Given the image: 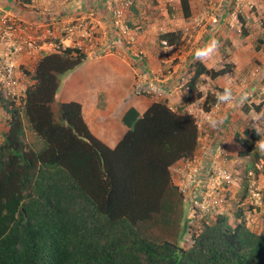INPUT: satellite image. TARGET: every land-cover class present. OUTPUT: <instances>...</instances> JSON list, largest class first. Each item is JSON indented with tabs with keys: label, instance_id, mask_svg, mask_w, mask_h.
<instances>
[{
	"label": "trees",
	"instance_id": "16d2710c",
	"mask_svg": "<svg viewBox=\"0 0 264 264\" xmlns=\"http://www.w3.org/2000/svg\"><path fill=\"white\" fill-rule=\"evenodd\" d=\"M181 10L190 16L187 0ZM181 35L161 34L159 40L174 44ZM85 60L69 50L42 58L24 103L2 102L7 129L0 133V264H264V231L248 226L241 208L233 222L219 215L192 234L187 248L180 246L184 199L170 168L196 149V120L153 102L141 115L130 109L122 120L128 130L114 148L106 146L89 131L78 102L55 99L59 76ZM231 68L196 63L184 101L202 96V77L215 80ZM237 139L244 149L239 157L264 163L254 129ZM250 179L246 171L245 198Z\"/></svg>",
	"mask_w": 264,
	"mask_h": 264
},
{
	"label": "built area",
	"instance_id": "2783aa9c",
	"mask_svg": "<svg viewBox=\"0 0 264 264\" xmlns=\"http://www.w3.org/2000/svg\"><path fill=\"white\" fill-rule=\"evenodd\" d=\"M11 1L7 7L0 2L1 114L4 113L2 102H9L15 107L24 103L27 91L35 83L32 77L34 68L42 58L69 50L86 60L101 59L114 55L119 47L129 49L134 44L129 26L133 0ZM39 1L44 3L38 5ZM197 2L202 6L205 20L201 16L193 17L192 33L186 34L182 41L180 37V41L174 44L166 40H159L157 44L165 50L168 63L179 64L186 67L185 70H181L176 80L156 75L140 64L142 59L137 54L133 64L134 96L162 102L178 94L184 100L190 91L189 82L194 73L190 70L195 65L194 52L201 46V32L208 25L216 28L225 18L239 21L245 12H253L256 8L252 0ZM242 29L240 27L239 31ZM215 96L213 94L214 102L208 105V110L202 104L199 110L169 108L172 112L191 115L198 130L197 147L193 154L178 160L170 168L172 184L187 204L184 236L188 243L193 233H199L217 216L226 214L231 190L243 183L242 172L235 170L227 149L218 141L226 131L225 126L221 123L217 129H211L206 123L208 117H216L221 109ZM203 123L207 125L206 133Z\"/></svg>",
	"mask_w": 264,
	"mask_h": 264
},
{
	"label": "crops",
	"instance_id": "0c3cea01",
	"mask_svg": "<svg viewBox=\"0 0 264 264\" xmlns=\"http://www.w3.org/2000/svg\"><path fill=\"white\" fill-rule=\"evenodd\" d=\"M0 2L5 7L12 3L11 0H0ZM252 2L256 7L255 10L250 13L245 12L244 16L240 19L241 21H234L231 18H225L224 21L217 25L216 28L213 25H208L207 29L201 32L200 47L205 46L213 38L217 39L219 43L210 59L204 62H200L195 59V64L199 63L207 69H214L216 64L221 61V51L219 50L220 42L227 40L228 42L224 45H227L228 47L230 45L231 52H233L232 57H229V64L233 66L236 65L234 70H242L243 67L241 68V66L238 65L239 59L238 62L236 61L237 55L240 52L242 54V51H244L242 50L244 47V41L238 38L241 37V32L239 31L240 27H247L250 24L249 22L251 21V18L256 19L255 13H258V18L264 19V0H252ZM43 3V1H39L38 5H42ZM187 3L189 5L190 16L188 18H184L181 10V0L180 2H174V0H133L132 15L129 18V26L133 32L134 44L129 49L119 47L114 55L106 57L115 59L114 63L119 67L118 69H123L129 74L131 86L133 85V64L137 60V54H140L139 57L142 59L140 64L143 65L146 70L156 75H163L166 78L176 80V78L179 77L181 70H185L186 67L183 68L179 64L171 65V63L167 62L165 50L158 47L155 38L161 34L181 32L182 35L180 40L182 41L185 39L184 37L186 34L192 33L191 19L193 17L201 16L205 20V13L197 0H187ZM167 6H172V9L174 10L173 15L172 12L170 14L169 11H171V9H167ZM178 16H182L183 20L181 23L177 24V20L175 21V19ZM261 30H263V32L260 34V37H258L257 42L258 40H262L263 43L260 44V49L256 51L258 54L255 57L261 63L262 67L254 68L247 77L239 80H233L228 82L229 84L220 82V79L231 74V71L223 77H218L215 80H210L205 77L211 82H218L217 85H219L218 87L220 89L227 85L231 87L233 91L234 102L231 104H221V109L216 115V117H222V123L226 125V131L223 137L219 138L218 141L224 145L227 150H229L233 144V136L230 133L231 130H227L228 128L226 127H228V125L230 127V123H232V121H236L234 120L235 118L237 119V122L240 120L245 121L246 119H250L251 116H253V112H255L251 103L255 105L263 103L260 116L264 114V74L261 73L264 71L262 70L264 69V29L261 27ZM246 33L247 35L245 37L247 38L249 36V32L247 31ZM179 57L182 58V55ZM116 62H118V64ZM167 69H169V71H167ZM260 69L262 70L261 72L259 71ZM255 70L257 71L254 72ZM259 73H261L262 76H260ZM210 94L213 95L214 93L211 92ZM112 97V94H108L104 90L97 89L90 96L82 97V99L75 101L81 105L82 118L91 134L110 148H114L121 137L128 130L122 120L130 109H134L139 115H141L153 102H157L154 99L146 97H137L135 98L136 100L129 99V101L115 102ZM205 97L206 96L202 93V96L199 99H195V101L191 103H186L183 100L182 95L177 94L173 97H168L162 102L166 103L169 108L179 110H199L200 107L198 104L202 103L205 100ZM244 100L248 101L246 102L248 106L242 104V101ZM241 104L242 106L244 105L243 111L240 108ZM6 118V114H1L0 112V133L7 129ZM206 127L207 125L205 124V133ZM234 134V139L237 141L239 132L236 131ZM239 146L241 147L240 144ZM262 154H264V152H262ZM236 155L239 159L249 160L252 167L251 170L247 171L248 176H250L251 179L250 189L246 199L248 198L250 200L252 198L250 195L254 194L252 187L254 184H257V181L253 179L257 176L255 167H257L259 163L263 162L260 161L254 164L252 159L241 158L238 156V153H236ZM242 186L243 189H245V186ZM254 213H257V217H259L260 221H262V218L264 219V210L254 208ZM257 226L258 225L255 227L257 228Z\"/></svg>",
	"mask_w": 264,
	"mask_h": 264
},
{
	"label": "rangeland",
	"instance_id": "374dc122",
	"mask_svg": "<svg viewBox=\"0 0 264 264\" xmlns=\"http://www.w3.org/2000/svg\"><path fill=\"white\" fill-rule=\"evenodd\" d=\"M22 1V0H20ZM174 2H180V0H174ZM171 9L170 14L174 10L172 9V6H167V9ZM169 14V15H170ZM255 17L251 18L250 24L245 27L244 30L248 33V37H238L239 39L244 41V47L241 52L237 55L236 61L239 63L238 65L241 66L242 70H234L236 65H232L231 74H229L226 77H223L220 79V82H231L233 80H239L243 79L250 75V72L254 68H260L262 67L261 63L256 59V55L258 52L254 51V47L257 45V39L260 37V34L263 32L261 30L262 22H264V19L258 18V13H255ZM177 20V21H176ZM183 20L182 16L176 17L175 21L176 23H181ZM246 22V21H245ZM178 26V25H177ZM156 44L159 43V36L156 38ZM226 41L220 42L219 50L220 53V60L219 63L216 64L214 67V70H217L219 68H222L225 64L230 63L229 57L233 55V52H231V47L227 45H224ZM115 59L112 58H101V59H94V60H85L83 63L79 64L75 69L72 71H69L61 76H59V88L56 92L55 99L56 101H64V102H70V101H77L78 99H82V97L90 96L94 91L97 89H101L106 91L108 94H112L113 101H129L137 98L132 93V86H131V79L129 77V74L124 71L123 69H118L119 67L115 65L114 63ZM118 64V62H116ZM243 64V65H241ZM264 70V69H262ZM259 70L260 72L262 71ZM190 71H193L191 69ZM264 74V71L261 72ZM261 73H259L260 76ZM218 82H211L209 79L202 77L199 80L198 88L199 90L205 95L206 99L208 96H211V92L214 94L217 93V89L219 88L217 85ZM237 83V81H236ZM229 84V83H228ZM238 84V83H237ZM224 87H222L223 89ZM195 95V92L193 96ZM253 95V94H252ZM213 96V95H212ZM213 98V97H212ZM205 99V100H206ZM136 100V99H135ZM214 100V98H213ZM258 100V98H257ZM204 103H199L198 105L206 107L205 101ZM248 101L244 100L242 101V104L245 106H248L246 103ZM202 104V105H201ZM241 104V110L243 111V106ZM253 106L255 112H253V116H251L250 119H246L245 121H238L237 119L233 118L236 121H232L230 123V127L228 125L227 130H231L230 133L233 136V144L227 150V153L229 155V159L233 162L234 168L236 171H241L242 175L245 176L246 171L251 170V164L249 160H243L237 158L236 153H238L240 150H244L243 147H240L238 144V140L236 141L234 139L235 132L238 131L240 136H242V133L244 131L252 130L251 127L253 120L255 121L256 127L258 129V134L260 135V140H264V114L260 116L261 114V107L263 103H258L259 105H255L251 103ZM260 107V111H256L255 107ZM223 124V123H222ZM224 125V124H223ZM226 126V125H224ZM245 128V129H244ZM255 130V129H254ZM256 151L260 152L257 148H255ZM262 153V152H260ZM255 170L257 172V176H255L253 179L257 181V184H254L253 192L254 194L250 195L252 197L250 200L245 198L244 195V189L243 186H234L231 190V193L228 196V201L226 205V214H228L231 218V222H233L234 214L237 209L241 208L244 213L247 220V224L253 228L254 230L264 231V219L262 218V221L259 220V217H257V213H254V208H258L260 210H264V165L263 163H259L257 167H255ZM243 185V184H242ZM256 199V200H254ZM186 207L187 204L184 203L183 209L185 215H186ZM184 215V217H185ZM249 217V218H248ZM256 225L257 228L255 227ZM262 227V228H261ZM179 244L183 248H187L189 246L188 240L186 236L181 237Z\"/></svg>",
	"mask_w": 264,
	"mask_h": 264
},
{
	"label": "clouds",
	"instance_id": "9594fccd",
	"mask_svg": "<svg viewBox=\"0 0 264 264\" xmlns=\"http://www.w3.org/2000/svg\"><path fill=\"white\" fill-rule=\"evenodd\" d=\"M217 39L213 38L210 42H208L205 46L199 47L195 50L194 56L197 61L204 62L210 59L213 56V53L218 47ZM217 104H231L234 102L233 91L231 87L225 86L222 91H218L215 96ZM207 125L211 129H217L220 127L222 123V117H208L206 121ZM258 134V129L256 127L255 121L251 125ZM255 148H257L260 152H264V140H259L256 143Z\"/></svg>",
	"mask_w": 264,
	"mask_h": 264
}]
</instances>
